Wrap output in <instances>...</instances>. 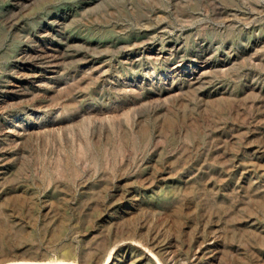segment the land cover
I'll use <instances>...</instances> for the list:
<instances>
[{
	"label": "rangeland",
	"instance_id": "374dc122",
	"mask_svg": "<svg viewBox=\"0 0 264 264\" xmlns=\"http://www.w3.org/2000/svg\"><path fill=\"white\" fill-rule=\"evenodd\" d=\"M0 264H264V0H0Z\"/></svg>",
	"mask_w": 264,
	"mask_h": 264
}]
</instances>
